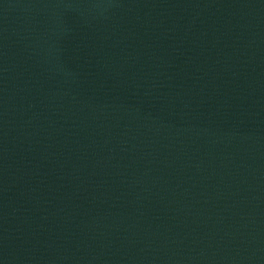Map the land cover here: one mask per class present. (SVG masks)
I'll list each match as a JSON object with an SVG mask.
<instances>
[{
  "label": "water",
  "instance_id": "1",
  "mask_svg": "<svg viewBox=\"0 0 264 264\" xmlns=\"http://www.w3.org/2000/svg\"><path fill=\"white\" fill-rule=\"evenodd\" d=\"M0 41L152 75L264 76V0H0Z\"/></svg>",
  "mask_w": 264,
  "mask_h": 264
}]
</instances>
